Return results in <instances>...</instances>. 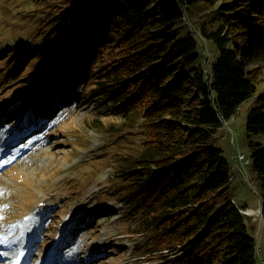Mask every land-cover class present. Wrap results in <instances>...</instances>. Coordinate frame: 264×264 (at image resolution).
I'll use <instances>...</instances> for the list:
<instances>
[{
	"label": "trees",
	"instance_id": "trees-1",
	"mask_svg": "<svg viewBox=\"0 0 264 264\" xmlns=\"http://www.w3.org/2000/svg\"><path fill=\"white\" fill-rule=\"evenodd\" d=\"M2 1L10 9L20 0ZM76 1L26 0L28 16L41 18L37 28L41 37L49 34L52 46L58 31L57 48L48 54L73 55L71 71L85 79L87 97L109 108L87 128L132 138L118 159L111 150L106 160L117 159L113 179L121 184L112 185L114 194L131 201L129 231L155 232L135 246L136 256L145 259L141 264H257L253 217L230 202L233 167L216 135L248 100L255 103L248 130L264 134V0H240L239 6H218L220 0H86L75 9ZM199 4L216 9L218 22L199 29L219 52L209 71L200 63L194 34L184 37L180 30L184 9ZM5 52L0 66L8 60H2ZM33 56L22 55L0 77L19 76L40 54ZM188 85L200 103L191 100ZM110 117L114 122L105 121ZM252 155L264 215V145L256 144ZM138 195L143 207L135 209Z\"/></svg>",
	"mask_w": 264,
	"mask_h": 264
},
{
	"label": "rangeland",
	"instance_id": "rangeland-1",
	"mask_svg": "<svg viewBox=\"0 0 264 264\" xmlns=\"http://www.w3.org/2000/svg\"><path fill=\"white\" fill-rule=\"evenodd\" d=\"M229 1H236L237 6L241 4L240 0H220L218 6L224 5ZM76 3L83 6L87 2L86 0H77L74 4ZM89 4L91 5L92 2H89ZM77 6V4L74 6L75 9ZM4 7L6 9L3 10ZM14 7H16V10L13 11V15L8 14V10H13ZM68 10L69 8L66 9V11ZM87 10L88 8L86 7ZM214 10L216 9L203 4L193 7L191 10L185 8L184 27L180 26L182 36L185 37L189 33L194 34L199 44L198 50L201 53L200 63L206 71H209L211 65L217 59L219 52L201 34L199 29L202 26L201 23H206L205 26L209 30L216 27L218 22L215 23L213 20V17L216 15ZM29 11L30 7L26 5V0H20L17 5L12 6L10 9L0 0V52L6 51L5 53H1V55H4L3 61L8 59L1 64L0 70L15 69L14 64L20 60L19 58L22 55L34 53L33 57L40 54V59L32 60L33 62L30 65L26 63L27 66L25 65L23 73L19 76L15 74L11 75L17 82L36 85L40 80H49L50 82V80L54 81L55 79L60 81L63 78H76L78 72L71 71L74 63L73 55L72 57L58 56L55 50L54 53L48 54L52 47L54 49L57 48V42L59 41L58 31L53 32L54 41L52 46V43H48L49 34L47 33L43 38L41 37L43 34L42 30L37 28L42 24L41 18L31 21L28 16ZM77 12H79L78 9ZM232 20H234L233 17ZM57 28L58 26H55V29ZM19 38L23 39L21 43L16 44L13 42ZM12 53L16 55L13 57L14 54ZM39 64L41 65V71L38 66ZM47 69L49 70L47 72L53 75L51 79L49 75L44 78ZM248 69L253 70V67L249 65ZM256 70V73H261L260 68ZM23 76L26 77V80H22ZM2 83L4 81L0 82V89L3 92L6 88L1 86ZM81 83L84 84V81L80 79L77 83L70 84L71 92L69 95L63 98H59L57 95V101L49 100L48 102L46 99V106L44 104L39 105L47 108V106L55 104V107L47 113L45 118L47 123L37 126L38 134L32 138L34 142L30 139L24 145L12 147L9 152L11 155L9 162L12 165H10L8 170L4 172L0 171V193H2L0 194V217H2L0 219V235L6 236L8 244L11 245V247L0 246V252L4 253V257L0 258V264H13L18 259L19 249L25 242L29 223L24 222L22 216L28 213L31 214L32 218L37 219L38 213L35 212V208L32 211L30 209L42 198L50 201L51 208L49 207L43 215L44 220L49 219L44 228L40 227L38 229L41 231V234L36 237L37 243L31 249L32 253L44 252L52 256H58L59 247L57 246L55 237L58 236L60 229L69 226L65 223L64 219H61L66 215L65 210L60 211L62 205L66 204V201L62 202V200L66 195L70 197L73 193L76 194L77 198L85 194L92 197L91 208L96 220L100 217L102 206L107 207L112 212L111 219L105 222L102 219L101 222L103 223L101 227L95 221L91 232L81 236L78 241V244L81 245L80 249L85 252L83 257L90 256L96 258L101 254L104 255L96 264H120V259H123V263L125 262L126 264H130L131 261L134 264H141L144 258L136 256L135 259L133 256L134 247L131 248L130 245L126 246L128 250L123 251L122 243L130 244V241L140 238V244L143 245L150 236H155V232H150L148 236L147 234L143 236L129 231L130 223L126 220L129 213H126L127 204L124 202L131 201L123 196L115 195L111 188L112 185L119 182L113 179V175L115 174L112 168L127 146L132 142V138L127 135V132L123 133V138H116L109 133H98L87 128L89 127V123L91 125L90 121L94 116L93 114H95V106L90 98L84 99L86 85L82 89ZM41 88L42 86L37 89L26 87L24 90H18L17 94L1 95L0 124L6 122L9 119L8 114L15 111V107L11 108L8 112L5 111L12 107L14 102L20 101L27 106L30 96L34 100L39 93L42 92L43 95L50 90L49 85H45L40 92ZM187 90L194 104L200 103L199 101H194L196 99V96H194V93L196 94L195 88L188 85ZM24 95H27L28 98L25 99ZM254 104L253 100H248L241 104L237 114L227 121V125L217 130L216 144L233 167L232 183L230 184L232 198L236 203L246 208L248 214L253 216L251 223L255 225V228L252 230L254 235L258 236V244L260 246L257 253V261L258 264H264V216L260 218L255 213V211L257 212L260 209L261 191L258 176L254 173L251 163V156H253L252 153L256 144L264 145V134L249 131L247 127V116ZM3 113H7V115L2 120L1 114ZM42 113L46 114V109H42ZM23 118H26L29 122L26 126H30L31 124H35L38 116L33 113L28 114L26 117L23 116ZM105 121L114 122V117L105 118ZM22 125L24 124L9 123L4 128H0V138L10 136L23 127ZM65 125H67V129L70 127L71 130L63 131ZM79 140L88 143V147L76 150L77 141ZM17 142H22V139L16 137L11 144H16ZM111 150H115L119 156L117 159L111 158L106 160L107 154ZM1 166L2 164L0 163V168ZM57 173L65 175L59 177ZM9 176L16 177V179H12L13 181H11L8 179ZM67 176H70V180L65 184L61 183ZM96 176L97 179L95 180ZM93 181L95 182L89 188V185ZM68 206L69 204L63 208L65 209ZM88 214H91V210ZM57 219L58 221H56ZM144 237L146 238L144 239ZM12 242L16 243L13 244ZM119 242L122 246H119ZM39 243L43 244V248L37 251L36 247L39 246ZM72 243L73 240L65 242L66 245ZM100 243L105 249L101 254H98L97 247ZM46 248L49 249L45 250ZM77 248L79 246H76L74 249ZM35 254L34 256H36ZM110 254L114 255L113 259L109 256Z\"/></svg>",
	"mask_w": 264,
	"mask_h": 264
},
{
	"label": "bare ground",
	"instance_id": "bare-ground-1",
	"mask_svg": "<svg viewBox=\"0 0 264 264\" xmlns=\"http://www.w3.org/2000/svg\"><path fill=\"white\" fill-rule=\"evenodd\" d=\"M229 121V120H228ZM227 125V121H223V126H226ZM222 126V127H223ZM233 197V196H232ZM230 202L233 204V205H235L236 207H238L239 208V211L243 214V215H247V216H250V217H253L252 215H250V214H248V211H247V209L246 208H242V207H239V205L240 204H238V203H236V201L233 199V198H231V200H230ZM241 206V205H240ZM253 212V211H252ZM255 213H257L258 215H259V217L260 218H262V216H264L263 215V208H262V201H261V203H260V209L256 212L255 211ZM252 214V213H251ZM256 214V215H257ZM108 215V214H107ZM254 215V214H253ZM256 220V219H255ZM257 221V220H256ZM256 221H255V223H256ZM79 228H76V230H78ZM254 238H255V243H256V246L257 247H255V250H256V259H257V253H258V250H259V244H258V236L256 235H254ZM30 247V246H29ZM70 249V248H69ZM67 250V251H70V250ZM258 260V259H257ZM256 260V261H257ZM257 264H258V261H257Z\"/></svg>",
	"mask_w": 264,
	"mask_h": 264
},
{
	"label": "snow or ice",
	"instance_id": "snow-or-ice-1",
	"mask_svg": "<svg viewBox=\"0 0 264 264\" xmlns=\"http://www.w3.org/2000/svg\"><path fill=\"white\" fill-rule=\"evenodd\" d=\"M2 194V193H0ZM0 219H2V217H0ZM13 244H15L16 242H12ZM0 246H4V247H11L10 244H8L7 242V237L6 236H3V235H0ZM24 255V252L21 251L19 253V256H23ZM4 257V253L3 252H0V258H3ZM13 264H20V260L19 259H16Z\"/></svg>",
	"mask_w": 264,
	"mask_h": 264
}]
</instances>
